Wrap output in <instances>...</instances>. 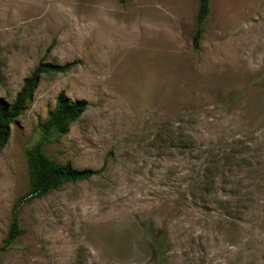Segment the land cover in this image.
<instances>
[{
    "label": "rangeland",
    "instance_id": "rangeland-1",
    "mask_svg": "<svg viewBox=\"0 0 264 264\" xmlns=\"http://www.w3.org/2000/svg\"><path fill=\"white\" fill-rule=\"evenodd\" d=\"M0 0V99L44 75L0 152V247L29 194L27 151L60 92L89 105L44 153L100 172L20 208L0 264H264V0ZM182 138V139H180ZM210 170L216 185L201 190Z\"/></svg>",
    "mask_w": 264,
    "mask_h": 264
},
{
    "label": "trees",
    "instance_id": "trees-1",
    "mask_svg": "<svg viewBox=\"0 0 264 264\" xmlns=\"http://www.w3.org/2000/svg\"><path fill=\"white\" fill-rule=\"evenodd\" d=\"M120 1L126 2V0ZM210 3L211 0H199L196 26L192 37L193 48L196 51L200 49L202 42L203 24L210 15ZM77 64V61L64 65L40 62L24 79L20 91L12 102L0 99V152L9 141L12 124L27 109L29 100L34 95L42 76L68 73ZM88 105V101L84 99L73 101L65 92H60L56 98L55 107L48 112L47 119L40 123L41 138L27 151L31 190L29 194L19 198L13 206L11 228L7 239L0 247V258L24 232L20 223V208L28 200V196L43 197L64 184L86 181L100 172L93 169H78L70 162H58L48 157L43 151L46 144L69 133L71 125L81 118ZM215 185L216 178L209 170L206 175H203L200 183L201 190L205 194H210ZM150 244L156 264H166V253L168 245L170 248L171 244L168 234L153 236Z\"/></svg>",
    "mask_w": 264,
    "mask_h": 264
}]
</instances>
